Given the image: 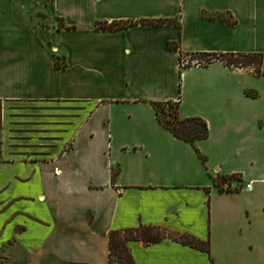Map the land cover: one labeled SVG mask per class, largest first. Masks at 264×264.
Masks as SVG:
<instances>
[{
	"label": "crops",
	"instance_id": "1",
	"mask_svg": "<svg viewBox=\"0 0 264 264\" xmlns=\"http://www.w3.org/2000/svg\"><path fill=\"white\" fill-rule=\"evenodd\" d=\"M164 19L178 25L96 29ZM176 42L264 54V0H0V264H121L108 235L139 226L209 251L134 241L133 264H264V77L180 70ZM178 97L180 118L206 123L197 152L151 107ZM223 176L251 187L220 193Z\"/></svg>",
	"mask_w": 264,
	"mask_h": 264
},
{
	"label": "trees",
	"instance_id": "2",
	"mask_svg": "<svg viewBox=\"0 0 264 264\" xmlns=\"http://www.w3.org/2000/svg\"><path fill=\"white\" fill-rule=\"evenodd\" d=\"M213 20V18H208ZM215 20L226 23L228 25H234L235 21L228 12H224ZM137 24L151 25V26H164V25H178V20L164 19V20H140V21H125V22H97L96 29L98 30H110L118 31L125 30L129 27ZM168 48L178 53V62L181 69H187L191 66L190 63L183 65L182 57L190 56L207 58L204 60L203 65L197 64L200 68H205L209 64L215 61L222 62L228 69H244L252 67V75L256 78L264 77V64L261 65V61L264 59V54L260 53H220V54H200V55H186L183 54L178 43H168ZM198 61V60H196ZM196 65V64H195ZM56 68H59L58 63L55 64ZM249 97H255L251 92L246 93ZM179 97L177 101H164V102H152L151 107L154 110L155 117L158 123L163 126L168 132H170L175 138L190 145L195 149V142L204 140L207 138V126L206 123L198 117L180 118L178 115ZM199 155V154H198ZM200 157V156H199ZM201 161L204 159L200 157ZM116 177V173L112 172V181ZM237 176H223L212 178V182L218 192L227 193L231 192L230 188L224 189L222 184H229L236 181ZM239 181V179H238ZM163 239H170L183 245L190 246L192 248H198L200 250L209 251L208 241H200L195 237L186 234H173L167 232L165 229L154 226H139L137 228L125 229L121 231H112L108 235V262L114 261L121 264H133V258L128 251L127 244L129 242L141 241L145 245H152L162 241Z\"/></svg>",
	"mask_w": 264,
	"mask_h": 264
},
{
	"label": "rangeland",
	"instance_id": "3",
	"mask_svg": "<svg viewBox=\"0 0 264 264\" xmlns=\"http://www.w3.org/2000/svg\"><path fill=\"white\" fill-rule=\"evenodd\" d=\"M37 19H38L37 20V23H40L43 26H45V24L47 23L46 19H42L41 17L40 18H37ZM59 57L60 56H55V63H58V64L59 63H62L61 62V59ZM205 59H207V58H201V57H193V58H191L190 56H183L182 57L183 65H185L186 63L196 64V65L197 64L203 65ZM196 60H198V61H196ZM263 64H264V59L261 61V65L260 66H263ZM62 66L60 65V67H62ZM244 69H248L251 72L253 70L252 67H247V68H244Z\"/></svg>",
	"mask_w": 264,
	"mask_h": 264
},
{
	"label": "built area",
	"instance_id": "4",
	"mask_svg": "<svg viewBox=\"0 0 264 264\" xmlns=\"http://www.w3.org/2000/svg\"><path fill=\"white\" fill-rule=\"evenodd\" d=\"M233 182H230L229 184L225 183V184H222L221 186L226 189V188H230L231 190H241V191H247L250 189L251 185L250 184H247L245 185L244 187H241V188H237V187H234L232 186Z\"/></svg>",
	"mask_w": 264,
	"mask_h": 264
}]
</instances>
